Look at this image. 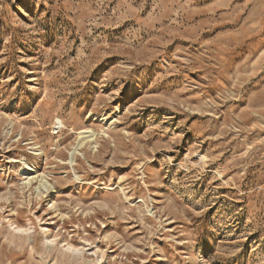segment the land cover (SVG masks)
Segmentation results:
<instances>
[{"label":"rangeland","instance_id":"374dc122","mask_svg":"<svg viewBox=\"0 0 264 264\" xmlns=\"http://www.w3.org/2000/svg\"><path fill=\"white\" fill-rule=\"evenodd\" d=\"M0 264H264V0H0Z\"/></svg>","mask_w":264,"mask_h":264},{"label":"bare ground","instance_id":"6f19581e","mask_svg":"<svg viewBox=\"0 0 264 264\" xmlns=\"http://www.w3.org/2000/svg\"><path fill=\"white\" fill-rule=\"evenodd\" d=\"M57 122L61 123V125H62V120L57 119ZM63 125H64V124H63ZM84 132H85V131H80L79 134H82V133H84Z\"/></svg>","mask_w":264,"mask_h":264}]
</instances>
